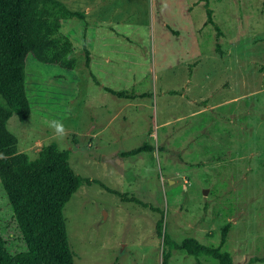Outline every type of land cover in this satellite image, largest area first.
I'll list each match as a JSON object with an SVG mask.
<instances>
[{
  "label": "rangeland",
  "instance_id": "374dc122",
  "mask_svg": "<svg viewBox=\"0 0 264 264\" xmlns=\"http://www.w3.org/2000/svg\"><path fill=\"white\" fill-rule=\"evenodd\" d=\"M61 1L84 12L61 21L75 67L28 53L31 112L7 128L29 160L52 143L77 174L139 201L80 185L62 211L74 264H161L164 233L217 244L227 222L234 264H264V0H209L218 38L204 0ZM144 141L154 149L119 155ZM2 222L12 217L0 183ZM167 264L219 263L172 249Z\"/></svg>",
  "mask_w": 264,
  "mask_h": 264
},
{
  "label": "trees",
  "instance_id": "16d2710c",
  "mask_svg": "<svg viewBox=\"0 0 264 264\" xmlns=\"http://www.w3.org/2000/svg\"><path fill=\"white\" fill-rule=\"evenodd\" d=\"M205 24L211 25L216 38L222 35L213 19L209 0H204ZM84 19V12L71 10L61 0H0V183L11 208L12 222L0 223V264H74L63 208L82 184H99L122 200L139 202L106 186L97 179L77 174L69 163V150L47 144L46 152L34 160L18 151L17 137L7 128L12 114L19 121L26 119L31 107L25 87V57L30 53L38 62L73 69L72 42L60 31L66 18ZM219 50L218 43H216ZM85 65L89 67L90 52L84 47ZM92 80L99 84L92 75ZM103 89L120 97H145L146 92ZM171 94L177 91L169 90ZM154 146L144 141L119 153L131 156L151 151ZM143 206L146 204L141 203ZM10 228V230H9ZM161 220L156 233L162 236ZM230 229L227 222L220 231L217 244H203L194 237L180 242L163 234L161 264H167L172 249L185 250L196 259L215 258L219 264H234L231 254L222 250ZM259 261H264L261 257Z\"/></svg>",
  "mask_w": 264,
  "mask_h": 264
},
{
  "label": "clouds",
  "instance_id": "9594fccd",
  "mask_svg": "<svg viewBox=\"0 0 264 264\" xmlns=\"http://www.w3.org/2000/svg\"><path fill=\"white\" fill-rule=\"evenodd\" d=\"M49 126L54 129L55 133L58 136H60L61 138L63 137L65 129L61 121H56V120L51 121Z\"/></svg>",
  "mask_w": 264,
  "mask_h": 264
},
{
  "label": "crops",
  "instance_id": "0c3cea01",
  "mask_svg": "<svg viewBox=\"0 0 264 264\" xmlns=\"http://www.w3.org/2000/svg\"><path fill=\"white\" fill-rule=\"evenodd\" d=\"M149 134H151V133H149Z\"/></svg>",
  "mask_w": 264,
  "mask_h": 264
}]
</instances>
